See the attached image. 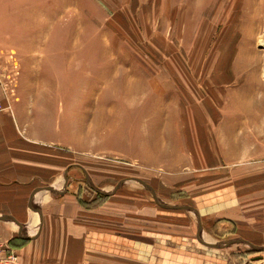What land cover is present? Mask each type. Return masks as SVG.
Here are the masks:
<instances>
[{
	"label": "crops",
	"instance_id": "1",
	"mask_svg": "<svg viewBox=\"0 0 264 264\" xmlns=\"http://www.w3.org/2000/svg\"><path fill=\"white\" fill-rule=\"evenodd\" d=\"M97 36L85 39L81 31L61 37L59 51L39 53L40 60H60L59 95L21 101L16 87L12 113L0 112V235L17 250V264H238L229 253L242 244L264 255L259 88L251 87L254 99H243L250 89L218 73L224 84L220 100L207 96L201 115L192 107L149 121L139 103V115L129 112L120 158L110 144L101 147L96 130L84 132L97 120L86 110L96 102L85 103L84 93L93 99L98 73L107 71L122 79L123 104H116L127 107L126 92L133 83L140 82V89L147 83L149 68L147 59L134 67L115 46L100 58L93 52ZM163 56L179 62L176 53ZM21 57L0 46V58L17 63ZM79 70L88 84L68 85V74ZM154 71L172 91L179 87L177 77L188 72L180 66ZM149 122L161 130L137 126ZM135 170L149 182L133 176Z\"/></svg>",
	"mask_w": 264,
	"mask_h": 264
},
{
	"label": "rangeland",
	"instance_id": "2",
	"mask_svg": "<svg viewBox=\"0 0 264 264\" xmlns=\"http://www.w3.org/2000/svg\"><path fill=\"white\" fill-rule=\"evenodd\" d=\"M81 31L85 39L101 37L93 51L100 52V58H106L109 48L111 52L115 46L117 55L126 52L133 64L147 59L148 81H142L141 89L140 82L132 84L131 91L125 95L131 102L127 107L116 104H123L122 79L113 80L107 71V75H103L98 70L99 91L94 93L93 99L87 97L91 92L84 93L85 103L96 102L94 109L86 110L97 119L95 124H86L84 132L96 130L101 147L110 144L120 158L132 120L129 112L139 115L141 102L142 114L147 115L149 121L155 116L161 119L172 111L182 114V110L191 111L192 107L201 115L207 96L212 94L213 100H220L224 86L218 82L220 73L232 78L231 85L250 89L243 99H254L251 87H255L259 88L255 98L264 100V43L261 41L264 38V0H0V46L3 51L22 56L17 63L9 59L21 101L39 98L49 101L52 95H59L63 82L57 65L60 60H40L39 53L47 49L59 51L61 37L78 36ZM107 41L108 44L103 43ZM166 52L176 53L179 62L164 60ZM237 53L241 54L238 58ZM166 66L188 70L177 77L179 87L175 84L174 91L171 85L161 83L164 76L159 79L154 74V69H160L161 73ZM80 71L68 74V85L88 84ZM97 84L96 80L95 87ZM178 94L180 98L173 100V95L178 97ZM113 101L114 106L107 107ZM172 103L174 107H170ZM47 108L44 110H49ZM137 126L147 127L148 132H154L157 127L161 130V125L153 122ZM108 132L114 140L107 138ZM133 176L149 182L148 177L137 170ZM98 179H103L102 174ZM88 181L92 184L90 179ZM91 193L96 191L93 189ZM238 248L240 251L229 255L234 254L238 264H248L252 248L246 244Z\"/></svg>",
	"mask_w": 264,
	"mask_h": 264
},
{
	"label": "built area",
	"instance_id": "3",
	"mask_svg": "<svg viewBox=\"0 0 264 264\" xmlns=\"http://www.w3.org/2000/svg\"><path fill=\"white\" fill-rule=\"evenodd\" d=\"M9 59L0 58V112L12 113L16 99L17 80ZM19 256L10 241L0 235V264H17ZM248 264H264V255H251Z\"/></svg>",
	"mask_w": 264,
	"mask_h": 264
},
{
	"label": "bare ground",
	"instance_id": "4",
	"mask_svg": "<svg viewBox=\"0 0 264 264\" xmlns=\"http://www.w3.org/2000/svg\"><path fill=\"white\" fill-rule=\"evenodd\" d=\"M261 41H262V44L264 43V38L263 39H261ZM264 75V74H263Z\"/></svg>",
	"mask_w": 264,
	"mask_h": 264
},
{
	"label": "trees",
	"instance_id": "5",
	"mask_svg": "<svg viewBox=\"0 0 264 264\" xmlns=\"http://www.w3.org/2000/svg\"><path fill=\"white\" fill-rule=\"evenodd\" d=\"M252 255H253V253H252ZM250 256V255H249Z\"/></svg>",
	"mask_w": 264,
	"mask_h": 264
}]
</instances>
